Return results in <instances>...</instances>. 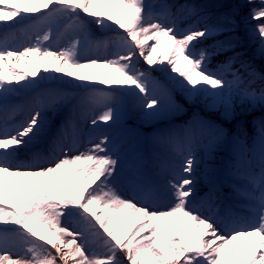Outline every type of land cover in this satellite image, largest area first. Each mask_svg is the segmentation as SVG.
<instances>
[{
	"label": "snow or ice",
	"instance_id": "snow-or-ice-1",
	"mask_svg": "<svg viewBox=\"0 0 264 264\" xmlns=\"http://www.w3.org/2000/svg\"><path fill=\"white\" fill-rule=\"evenodd\" d=\"M246 3L245 22L256 21L249 38L264 55V0ZM202 11L166 0H0V26L27 21L40 29L22 49L0 44V110L10 112L0 119V264H264V127L258 149L233 150L229 174L241 182L232 187L242 201L235 206L223 204L215 185L198 192L196 153L210 155L223 139L212 125L164 133L175 162L158 178L139 157L126 164L118 142L128 102L159 117L176 107L179 89L230 108L241 84L242 99L264 102V91H248L254 79L232 70L235 57L209 68L235 48V21L210 24ZM58 23L65 43L54 48ZM19 62L30 70L18 71ZM36 90L27 117L13 121L19 109L10 98ZM66 107L53 131L43 114Z\"/></svg>",
	"mask_w": 264,
	"mask_h": 264
},
{
	"label": "rangeland",
	"instance_id": "rangeland-1",
	"mask_svg": "<svg viewBox=\"0 0 264 264\" xmlns=\"http://www.w3.org/2000/svg\"><path fill=\"white\" fill-rule=\"evenodd\" d=\"M230 1L231 2L225 1L224 3L227 5L229 9H233L234 7L232 0ZM151 2L160 3L161 0H151ZM185 2L186 0L180 2L179 4H183ZM242 7L243 9L245 8V6L243 5ZM108 10L111 12L115 11V5H110ZM239 12H241V10L237 12L238 17L240 18L241 14ZM252 23H253L252 25H254L256 21H253ZM62 30L63 27H61V23L52 26V37H54V40L56 41L55 43L52 41L49 42L52 47L57 48L64 44L61 43L64 40L63 37L60 35ZM232 36L235 37L234 43H239V46L240 48H243V51L246 50L248 51L249 53L248 57H251V60H255L258 57V53L253 54L252 52H250L251 50L250 48L254 49L256 48V46L254 42L247 39L248 37L245 38L244 35L242 34H234ZM36 40H37V33H34L32 34V41L30 44H34ZM30 44L23 43L22 45L15 48L22 49L23 47L28 46ZM243 55L244 54H242V56ZM138 66L145 69L147 68V65H144L142 60L139 62ZM16 67L17 70L21 72H28L30 70L29 68L24 66L23 62L17 63ZM209 68L215 70L213 67H210V65ZM240 69H242V67L240 68L237 67V70ZM239 73L244 80L248 79L247 77L249 76H245V72L243 71V69L239 71ZM151 78L153 80L162 81V78L155 77L152 74H151ZM228 79H232V78H228ZM246 87L247 86H243V84L239 86L236 93L233 95L230 108H226L223 105H219L215 108L210 107V105L212 104L211 99L206 98L203 94L199 96L189 97L183 92H181L179 89H176L175 91L172 92V99L176 105V107L172 111L174 112L176 111L175 113H177L181 107L183 108V105L193 107L194 111L198 112L194 116V119L198 121L206 122L207 124L212 125L215 129L219 130V132L223 134V139L221 143H223L224 141H230L233 145L232 148L234 150L235 148L243 145L239 142V139L242 137L239 134L233 132L229 133L228 131H226L221 122L220 123L216 122V120L212 116L213 115L212 113L222 109L234 110L235 106H238L239 109L240 107L244 108L248 100L247 98L242 99L243 89ZM38 91L40 90L33 91L32 93L29 94H32V96H36ZM248 91L250 92L254 91V87L251 86L250 88H248ZM23 95H26V93H23ZM74 103H76V101H74ZM63 113L66 116H68L69 109L66 107L63 110ZM46 114L49 117H51V120L54 119L52 113H46ZM77 122L78 125L81 123L79 120H77ZM132 123H134V125H132ZM143 124L147 126V128L144 131H141L140 126H142ZM82 126L86 132H88V130L91 129L90 121L89 123L83 124ZM182 126L183 125L179 123H175L173 112L170 114V112L167 111L159 117L149 118L144 115L143 109H141L137 104L128 102L125 106V112L120 122L119 128L117 129L119 130L118 142H122L121 145L122 149L127 150L126 164L135 163L137 157H139L145 169L153 176V178H158L157 174L161 171V168L163 166H171L175 162L174 155L169 150L167 143L162 141L161 137L163 136L164 133L171 130H175L177 133H181L182 132L181 128L185 127ZM243 146H245L247 149H253V148L258 149V143L254 145H243ZM218 149L219 148L216 147L215 150L212 151L210 155L207 154L204 150H198L196 153L198 160V167H199L198 170L199 172L196 171V173H200V177H202L201 179L204 181L210 179L209 177L211 176L210 172L214 171L215 174H218V171H220L217 170L218 166L215 165L216 161L220 159L222 155L219 153ZM233 150L231 151V153H233ZM161 155L165 156L166 159H162ZM232 161L233 158L232 159L224 158V161L220 164V167L225 168L227 172L230 173L231 170L229 168V164ZM204 171L206 172L204 173ZM226 178L232 179L230 177H226ZM71 227L72 226L70 225V230Z\"/></svg>",
	"mask_w": 264,
	"mask_h": 264
},
{
	"label": "trees",
	"instance_id": "trees-1",
	"mask_svg": "<svg viewBox=\"0 0 264 264\" xmlns=\"http://www.w3.org/2000/svg\"><path fill=\"white\" fill-rule=\"evenodd\" d=\"M233 7H234V9H238V6H237V4H235V3H233ZM250 11H251V9H249ZM249 11V12H250ZM229 14L231 15V14H233V13H231V11H229ZM247 26H249L248 24H247ZM247 26H246V28H247ZM262 64L264 65V55H262ZM256 105L257 106H260V107H263V103H260L259 101H256ZM223 115V117L226 119V120H231V119H228L230 116L229 115H227L226 113H223L222 114ZM234 115H236V114H234ZM236 117H238V115H236L235 117H233V118H236Z\"/></svg>",
	"mask_w": 264,
	"mask_h": 264
},
{
	"label": "bare ground",
	"instance_id": "bare-ground-1",
	"mask_svg": "<svg viewBox=\"0 0 264 264\" xmlns=\"http://www.w3.org/2000/svg\"><path fill=\"white\" fill-rule=\"evenodd\" d=\"M93 70H95V71H94L95 73H101V72L99 71V69H91L90 71L92 72ZM257 137H259V135H258ZM229 145H230V142H227V146H229Z\"/></svg>",
	"mask_w": 264,
	"mask_h": 264
}]
</instances>
